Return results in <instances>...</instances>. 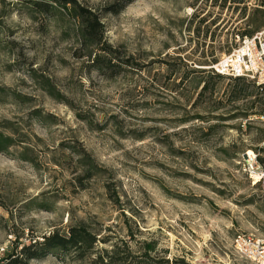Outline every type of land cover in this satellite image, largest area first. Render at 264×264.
<instances>
[{"label":"rangeland","instance_id":"rangeland-1","mask_svg":"<svg viewBox=\"0 0 264 264\" xmlns=\"http://www.w3.org/2000/svg\"><path fill=\"white\" fill-rule=\"evenodd\" d=\"M78 1L102 16L119 51L114 75L78 57L74 24L0 0V133L15 140L0 151V264L17 242L81 222L111 237L98 248L120 244L123 264L140 261L145 241L171 264H255L233 240L264 238V193L238 163L248 150L264 158V90L212 66L264 30V0ZM116 3L119 13L105 11ZM71 146L103 170L79 183Z\"/></svg>","mask_w":264,"mask_h":264},{"label":"trees","instance_id":"trees-1","mask_svg":"<svg viewBox=\"0 0 264 264\" xmlns=\"http://www.w3.org/2000/svg\"><path fill=\"white\" fill-rule=\"evenodd\" d=\"M131 1L129 0V2ZM18 3H20L21 7L28 10V15L33 19L44 16L47 19H58L63 24H74L73 37L78 42V52H81L78 54V57H88L89 67L95 71L97 70L104 74L112 71L113 73L111 75L117 72L114 70L117 67V63L114 61L117 57L119 58L117 56L119 51L113 48L112 44L107 41V28L102 20L101 14L86 7L78 0H19ZM119 3L106 8L105 11L115 14L119 13L124 6ZM120 62L125 65H132L131 58H127V60L121 59ZM118 65L121 64L119 63ZM214 75L219 79L226 77L217 73H214ZM234 79L238 82L246 80L243 77ZM44 83L47 85V90L51 95H61L50 81H45ZM16 97L21 99V101L27 100V97L20 93H16ZM33 114L41 117L42 120L52 118L40 110H36ZM14 143L15 140L11 136L0 133L1 152L8 151ZM71 148L79 155L78 163L82 166L83 174L78 175L76 178L79 183H82V178H92L103 170L86 150H79L74 146H71ZM21 158L30 160L26 151L22 152ZM258 159L264 166V158L259 156ZM99 235H101L100 232L96 233L92 231L87 223L81 222L70 226L67 233L54 231L49 235L43 236L42 240L32 238L28 243L22 244L17 242L13 248V252L2 259V264H30L31 260H40L48 256H70L73 259L83 261L91 255H94V258L90 264H123L121 260H123L122 253L124 251L121 250L120 244L113 243L110 249L106 247L98 248L100 243L107 244L111 242L110 236L102 238ZM127 243L125 242V244ZM143 247L144 250L139 257L140 261L136 264H171L169 259H156L151 256L152 251L156 249L155 242L145 241ZM176 264L186 263L184 260H178Z\"/></svg>","mask_w":264,"mask_h":264},{"label":"built area","instance_id":"built-area-1","mask_svg":"<svg viewBox=\"0 0 264 264\" xmlns=\"http://www.w3.org/2000/svg\"><path fill=\"white\" fill-rule=\"evenodd\" d=\"M212 69L229 78H246L264 90V30L239 38L238 46L222 56ZM261 118L264 120V116ZM258 157L257 152L248 150L238 163L241 171L264 193V166ZM233 249L246 261L264 264V238L254 233L238 232L233 240ZM5 250V247L1 248V251Z\"/></svg>","mask_w":264,"mask_h":264}]
</instances>
